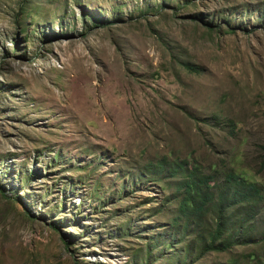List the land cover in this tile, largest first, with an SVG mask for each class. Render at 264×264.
I'll return each instance as SVG.
<instances>
[{"label":"rangeland","instance_id":"rangeland-1","mask_svg":"<svg viewBox=\"0 0 264 264\" xmlns=\"http://www.w3.org/2000/svg\"><path fill=\"white\" fill-rule=\"evenodd\" d=\"M175 162L264 184V0H0V264H254Z\"/></svg>","mask_w":264,"mask_h":264},{"label":"trees","instance_id":"trees-1","mask_svg":"<svg viewBox=\"0 0 264 264\" xmlns=\"http://www.w3.org/2000/svg\"><path fill=\"white\" fill-rule=\"evenodd\" d=\"M185 67L193 71L190 65ZM154 168L168 169V163L160 161ZM167 178L175 180L184 218L197 220L212 216L209 241L202 244L198 258L236 246L259 245L261 254L248 256L254 264H264V228L256 232L253 225L264 205V184L248 180L231 169L208 172L195 163L186 162H175Z\"/></svg>","mask_w":264,"mask_h":264}]
</instances>
